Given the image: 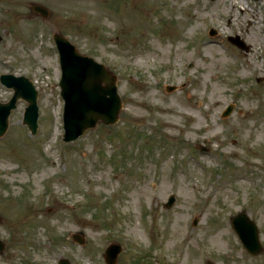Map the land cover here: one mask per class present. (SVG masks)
Listing matches in <instances>:
<instances>
[{"label": "rangeland", "instance_id": "obj_1", "mask_svg": "<svg viewBox=\"0 0 264 264\" xmlns=\"http://www.w3.org/2000/svg\"><path fill=\"white\" fill-rule=\"evenodd\" d=\"M235 1L0 0V73L38 90L36 133L18 99L0 136V264H106L112 242L114 264H264V0ZM54 32L116 74L122 102L68 142ZM240 210L254 256L229 223Z\"/></svg>", "mask_w": 264, "mask_h": 264}, {"label": "water", "instance_id": "obj_2", "mask_svg": "<svg viewBox=\"0 0 264 264\" xmlns=\"http://www.w3.org/2000/svg\"><path fill=\"white\" fill-rule=\"evenodd\" d=\"M36 11L47 15L48 10L39 5H33ZM54 41L59 55L60 64V95L63 104L64 138H76L85 129L92 127L98 120L104 123H113L118 116L121 100L116 90V76L102 63L92 57L81 54L74 45L62 34L54 33ZM233 40V39H232ZM0 80L7 87L13 89L9 100L0 102V135L7 127V118L10 110L15 107L17 98L26 100L23 113V122L27 124L32 133L37 126V91L32 82L23 75L11 73L0 74ZM170 86L167 89H172ZM231 110L228 106L223 112L226 115ZM174 197L170 196L165 206H170ZM231 224L246 250L257 254L262 250L259 241L257 225L249 218L245 211H240L231 218ZM82 242L81 238H78ZM4 243L0 240V251ZM121 246L110 243L104 251V260L107 264H114ZM58 264H69L62 258ZM207 264H213L208 261Z\"/></svg>", "mask_w": 264, "mask_h": 264}, {"label": "bare ground", "instance_id": "obj_3", "mask_svg": "<svg viewBox=\"0 0 264 264\" xmlns=\"http://www.w3.org/2000/svg\"><path fill=\"white\" fill-rule=\"evenodd\" d=\"M239 2H242V0H239ZM239 2H236V1H235V2H233V3H236V4H237V3H239ZM245 7L247 8L248 6H245ZM241 10L243 11V8H241ZM202 44H203V45H206V46L209 45V44H210V45H213V44H211V43H209V42H207V41H203Z\"/></svg>", "mask_w": 264, "mask_h": 264}]
</instances>
